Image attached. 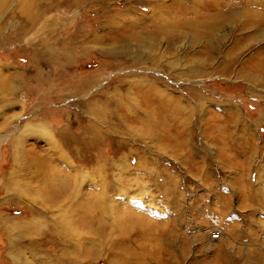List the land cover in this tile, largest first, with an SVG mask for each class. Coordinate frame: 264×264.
I'll return each mask as SVG.
<instances>
[{
	"label": "rangeland",
	"instance_id": "1",
	"mask_svg": "<svg viewBox=\"0 0 264 264\" xmlns=\"http://www.w3.org/2000/svg\"><path fill=\"white\" fill-rule=\"evenodd\" d=\"M195 1L3 4L0 264H264V38Z\"/></svg>",
	"mask_w": 264,
	"mask_h": 264
},
{
	"label": "bare ground",
	"instance_id": "2",
	"mask_svg": "<svg viewBox=\"0 0 264 264\" xmlns=\"http://www.w3.org/2000/svg\"><path fill=\"white\" fill-rule=\"evenodd\" d=\"M5 2H7V0H0V9L3 6V4H5ZM197 5L199 6V8L197 11H195L196 9H194V6H197ZM191 7L193 8L192 10H190L187 7H184L183 11L181 10L182 12L177 11V13H174L177 16L176 18L179 17V19H176V23L172 22V20H170V18H172V17H166L164 19L165 20L164 22H165V24H167V27L172 28L174 25L178 24L179 21L181 22V25H183L182 28H185V27L189 28V27H196L197 25H202V24H206V23L212 24V23H214V21L220 20L222 25H225L226 22H228V23H232L234 25L239 24V26L242 28H251V27L255 28V33L259 34L261 36V38H264V0H206V2L204 0H196L195 3L193 5H191ZM159 11L161 12V15L159 16V18H162V17L164 18L162 11L161 10H159ZM20 12H22V10H20ZM153 13H155V11ZM167 13H171V11H168ZM167 13H165V14H167ZM187 16H193L194 20L192 19V21H191L188 19V21H187V18H188ZM168 23H169V26H168ZM173 23H175V24H173ZM178 26H180V25H178ZM176 32H178V31H176ZM175 34L176 35H174V37H176V38L182 39L185 36V34L183 32H181V30ZM248 36H254V35L250 34ZM122 37L123 36H120L121 39H118L116 42L125 43L124 42L125 38L124 37L122 38ZM146 38L149 39L148 36H146ZM126 42H127V40H126ZM259 53L262 55L261 59L259 60V67L261 70L260 75H261V80H262L261 86H264V46H262V49L259 51ZM247 67L250 69V68H252V65L247 64ZM249 73H251V72H249ZM241 77H244V76L242 75ZM247 77L249 78L248 79L249 81L253 82L254 78L256 76L253 77L252 75L247 74ZM2 84L4 85V88H7L6 86H9V84L7 85V83H2ZM255 84H256V82H255ZM149 98H148L147 102H149L150 99L152 100V98H150V99ZM10 106H12V104L8 105V107H10ZM168 119H170V118H168ZM141 122L142 121H139V123L142 125L143 123H141ZM143 125H145V124H143ZM32 133H34V135L37 137L43 136V137H45V139H47L49 136V130L46 127H44L43 125H38L35 127L25 126V128H23V131L21 132L20 135H21V137L22 136L25 137L26 135H30ZM18 141L21 142V140H18ZM17 144H19V142H17ZM13 149H14V146H13ZM18 151H19V145L17 146L16 150L12 151L13 155H14V159H16L19 156L20 153H17ZM46 152L49 155H52V154L57 155V154L61 153L59 151H55V149L53 150V152L52 151H46ZM57 156H59V155H57ZM6 188H7L8 193L15 192V193H18L19 196H25L24 191L20 188V186L18 184L14 183V182L13 183L8 182L6 184ZM95 198H97L96 200H98V197L95 196ZM83 211H84V213H83ZM97 211L100 212V209ZM86 212L88 213L89 210L88 209L82 210L83 215H86L87 214ZM95 212H96V210H95ZM96 215H98V214H96ZM109 216L112 217L111 214ZM81 223L83 225H89L88 227L94 226L96 224V223H94L93 225H90V224H92V221L88 217H84ZM11 227L15 228L13 226H11ZM11 227H9V228H11ZM26 229L27 228H21V232L24 234H27L28 231ZM98 231L102 232L101 229L99 230L97 228L96 232H98ZM83 249L86 250L88 248L83 246ZM113 249H114V251H116L117 247L113 246Z\"/></svg>",
	"mask_w": 264,
	"mask_h": 264
},
{
	"label": "crops",
	"instance_id": "3",
	"mask_svg": "<svg viewBox=\"0 0 264 264\" xmlns=\"http://www.w3.org/2000/svg\"><path fill=\"white\" fill-rule=\"evenodd\" d=\"M84 45V44H83ZM85 46V45H84ZM83 46V47H84ZM85 47H88V46H85ZM68 59V55H66V54H64L63 52H61V53H58V54H56V57H55V62H58L59 64H62V66L64 65L65 66V64H66V62L68 61L67 60ZM67 60V61H66ZM54 72V71H53ZM66 77H68V76H66ZM53 79V78H52ZM72 79V78H71ZM63 81L64 82H67V80L66 79H63ZM53 82V81H52ZM143 84H144V82H143ZM147 85L149 86L148 88H150V90H152V91H155V90H158V88H157V86L155 85V83L154 84H152L151 82H147ZM166 90H168L167 88H166ZM60 115V114H59ZM57 129H58V127H56Z\"/></svg>",
	"mask_w": 264,
	"mask_h": 264
},
{
	"label": "built area",
	"instance_id": "4",
	"mask_svg": "<svg viewBox=\"0 0 264 264\" xmlns=\"http://www.w3.org/2000/svg\"><path fill=\"white\" fill-rule=\"evenodd\" d=\"M220 238V234L219 233H212L210 236V239L212 240H217Z\"/></svg>",
	"mask_w": 264,
	"mask_h": 264
}]
</instances>
